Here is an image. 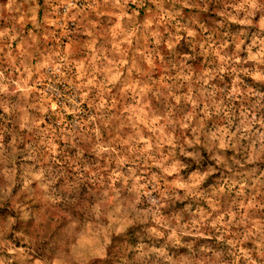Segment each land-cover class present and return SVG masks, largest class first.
<instances>
[{"label": "clouds", "instance_id": "9594fccd", "mask_svg": "<svg viewBox=\"0 0 264 264\" xmlns=\"http://www.w3.org/2000/svg\"><path fill=\"white\" fill-rule=\"evenodd\" d=\"M60 9L0 0V264H264V0Z\"/></svg>", "mask_w": 264, "mask_h": 264}, {"label": "rangeland", "instance_id": "374dc122", "mask_svg": "<svg viewBox=\"0 0 264 264\" xmlns=\"http://www.w3.org/2000/svg\"><path fill=\"white\" fill-rule=\"evenodd\" d=\"M17 4L21 6V12L25 14V19L27 23L25 25L26 29L31 31L33 30V24L30 20V12L29 6L35 8L37 11L38 21L44 23V27L47 29L43 32V35L47 37L46 40L43 41L45 47L39 49V51H44L46 54H51L54 50L59 51L61 47L64 49H68L70 51L71 56H80L81 55V47L87 43V38L81 40L75 35H71L75 33V28L73 27L71 21H69L66 25L65 29H60L55 25H49L46 23L47 20H58L60 15L63 14V9H60L59 15L53 11V9L59 6V0H50L49 4L46 6L44 4V0H17ZM47 10V12H46ZM143 15V12H141ZM8 22L9 24L14 22L13 15L8 13H3L0 15V23ZM41 29L39 27L36 28L37 36H38V44H39V35ZM69 33L70 35H65L64 32ZM37 57L34 56L33 62L35 63ZM36 79V77H33ZM39 87V86H38ZM85 107H87L85 105ZM68 120H72V116L69 115L67 117ZM47 123H51V121H46ZM44 127V124L40 125ZM36 142L39 143V138H35ZM59 147L63 148V142H58ZM73 154H70V158ZM35 186V185H34ZM33 207H38V205L34 204L32 201H29Z\"/></svg>", "mask_w": 264, "mask_h": 264}]
</instances>
